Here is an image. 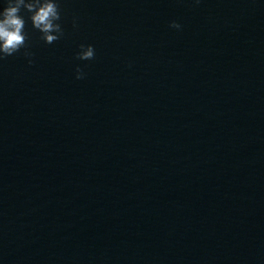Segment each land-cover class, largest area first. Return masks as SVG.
Listing matches in <instances>:
<instances>
[{
    "label": "clouds",
    "instance_id": "1",
    "mask_svg": "<svg viewBox=\"0 0 264 264\" xmlns=\"http://www.w3.org/2000/svg\"><path fill=\"white\" fill-rule=\"evenodd\" d=\"M21 9L31 13L29 18L32 26L42 34L41 38L45 43L53 44L64 35L63 28L58 23L61 20V14L57 0H6V6L0 10V61L26 47L27 34L24 31L25 20L20 15ZM170 27L179 29L181 25L173 21ZM25 55L32 54L25 52ZM76 58L85 61L94 59V47L80 45ZM29 63L32 61L29 60ZM84 75L83 69L77 66L76 79H83Z\"/></svg>",
    "mask_w": 264,
    "mask_h": 264
}]
</instances>
